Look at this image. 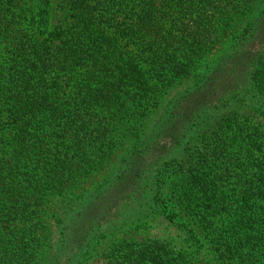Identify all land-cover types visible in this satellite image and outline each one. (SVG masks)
Segmentation results:
<instances>
[{
  "label": "trees",
  "instance_id": "1",
  "mask_svg": "<svg viewBox=\"0 0 264 264\" xmlns=\"http://www.w3.org/2000/svg\"><path fill=\"white\" fill-rule=\"evenodd\" d=\"M254 3L255 0H70L65 8L71 22L68 19L62 30L45 39L19 40L13 45L10 54L19 62L8 75L22 83V88L12 96L11 104L2 102L0 108V264H34L42 253L37 225L29 211L30 201L37 202L38 197L14 188L11 176L17 161L15 153L30 145L40 151V158L49 155L47 150L80 159L112 152L114 141L123 136L122 118L129 108H133V115L144 116V111L153 106L150 101L157 84L189 65L187 53L198 54L225 32L224 27L234 17L243 14H249V19L235 42L233 55L222 59L216 68L224 64L233 68L237 79L242 80L240 90L251 93L259 109L264 107V0L256 10ZM112 10L122 13L124 20L116 24L113 17H104ZM127 13H131V19ZM11 28L9 23L0 27L5 33ZM116 38L123 39L125 45L116 46ZM62 68L70 74L68 81L59 79ZM210 75L204 85L212 80ZM194 91L176 99L173 111H178L181 101ZM195 109L189 117L203 112L205 107ZM231 122L225 123V133L216 134L213 148L207 147L200 156L202 161L211 159V164L197 162L168 176V201L179 213L192 217L214 252V261H201L202 264H264V133L254 124ZM58 130L60 137L55 133ZM47 138L69 140L70 144L49 147ZM234 161L240 167L232 177ZM53 170L50 183L61 177L58 167ZM132 180L129 173L125 181ZM62 184L66 186L68 181ZM131 186L140 188L137 183ZM158 187L161 191L164 182ZM106 188L99 185L88 196L91 203L92 196ZM161 194H155L154 202L160 200L167 205ZM93 227L98 230V223ZM114 251L125 255L112 264H180L172 248L157 241L139 245L136 250L115 246ZM113 254L108 260L114 258ZM84 255L72 252L65 264H79Z\"/></svg>",
  "mask_w": 264,
  "mask_h": 264
},
{
  "label": "rangeland",
  "instance_id": "2",
  "mask_svg": "<svg viewBox=\"0 0 264 264\" xmlns=\"http://www.w3.org/2000/svg\"><path fill=\"white\" fill-rule=\"evenodd\" d=\"M68 1L0 0V27L6 23L12 25L9 33L0 29V108L2 102L11 104L12 96L22 88V83L8 75L12 66L19 62L10 54L13 45L19 40L45 39L48 34L62 30L69 19V10L65 8ZM260 3L261 0H255L254 10ZM126 15L132 18L131 13ZM104 17H113L116 24L124 20L122 13L114 10L105 13ZM247 19L249 14L234 17L214 42L196 55L188 52L189 65L181 73L157 84L155 96L150 101L153 106L144 111V116L133 115V108H129V113L122 118L123 136L117 135L119 140L114 141L112 152L103 157L90 155L80 159L47 150L49 155L40 158V151L30 145L15 153L17 161L11 176L14 188L19 193L38 197L37 202L30 201L29 208L42 243V253L34 264H65L72 252L85 253L79 264H108L109 261L112 264L125 255L115 252V246L136 250L139 245L156 241L172 248L173 256L180 264L214 261L215 254L192 217L179 213V209L168 201L171 186L166 182L174 170L198 165L197 162L211 164V159L202 161L200 156L207 147L213 148L216 134L225 133L228 121L254 124L264 133V107L259 109L258 101L251 93L240 90L242 80L237 79L233 68L225 64L216 68L222 59L233 55L235 42L240 39ZM116 40V46L125 45L123 39ZM120 51H123L121 47ZM208 74L213 75L209 78L212 80L204 85ZM69 77L65 69L59 71L60 80L68 81ZM229 84L237 89L230 88ZM192 91L191 97L181 101L179 110L173 111L174 101ZM199 106L205 107L204 111L189 117ZM170 113L175 116L171 117ZM55 133L60 137V130ZM12 136L7 134V137ZM55 140L47 138L48 146L70 144L69 140ZM57 167L60 169L58 177H61L50 183L49 177L54 176L53 169ZM231 167L233 177L240 166L234 161ZM129 173L133 180L126 182ZM63 180L68 181V185L64 186ZM163 182L160 191L158 183ZM134 183L140 188L131 186ZM125 184L130 186L124 188ZM99 185L107 188L92 196L91 203L88 196ZM156 193H162L167 205L160 200L154 202ZM96 223L98 230L91 228ZM110 253H114V258L108 260Z\"/></svg>",
  "mask_w": 264,
  "mask_h": 264
}]
</instances>
